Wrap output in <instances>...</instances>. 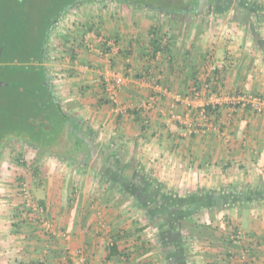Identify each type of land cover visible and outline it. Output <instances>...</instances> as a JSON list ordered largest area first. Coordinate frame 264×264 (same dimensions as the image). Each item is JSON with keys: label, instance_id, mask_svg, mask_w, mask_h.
<instances>
[{"label": "crops", "instance_id": "crops-1", "mask_svg": "<svg viewBox=\"0 0 264 264\" xmlns=\"http://www.w3.org/2000/svg\"><path fill=\"white\" fill-rule=\"evenodd\" d=\"M112 2L94 13L87 6L75 27L66 18L55 50L64 73L79 71L66 86L68 108L56 102L74 126L82 125L92 142V163L100 156L113 180L73 183L63 173L49 177L42 169L39 179L31 171L30 193L44 212L24 207L23 221L31 223H21L19 232V219L6 221L12 260L0 258V264H70L62 260L67 249L82 251L88 264H264V112L227 102L234 94L264 98V0H168L156 4L169 10L163 12ZM174 8L187 17L174 21ZM239 8L251 12L247 23L237 18ZM83 14L89 16L86 25L80 23ZM171 20L178 30L160 40L169 44V56L152 45L155 27L166 32ZM69 28L71 37L65 34ZM86 30L106 37L102 43L90 38L102 54L73 48L70 55L66 41L82 39ZM217 63L223 68L215 75ZM110 68L126 77L120 102L142 110L115 112L103 85ZM193 91L199 97L190 106L174 101L175 94ZM209 102L219 103V115L206 133L185 136V127L171 121L173 113ZM135 162L129 179L125 171ZM116 183L124 193L116 192ZM215 195L225 203L222 212L213 209ZM137 200H144L142 208ZM195 201L202 202L199 210L191 206ZM237 233L242 239L235 243Z\"/></svg>", "mask_w": 264, "mask_h": 264}, {"label": "trees", "instance_id": "trees-1", "mask_svg": "<svg viewBox=\"0 0 264 264\" xmlns=\"http://www.w3.org/2000/svg\"><path fill=\"white\" fill-rule=\"evenodd\" d=\"M41 1L43 0H0V49H2L3 53L9 52L8 55L1 56L0 73L4 77L12 79L14 85L16 84L14 89H17V92L19 93L15 102H13L15 98L13 100L9 99L8 105H5L4 109L1 108V111L3 112L0 114V159L3 156V149L6 144L17 140L28 142L38 148H52L56 143H58L59 140L56 134H60L64 129L67 128L69 129V147L68 152L64 156L70 162L80 164L82 166L83 164L92 161L90 156V146L92 145L91 140L88 138L86 133L81 130L82 125L74 126L71 116L67 114L56 102L57 98L48 84L49 79L47 78L45 68L43 67L41 70H38L34 69L38 67L27 64H36L38 62L44 63V54L46 51L45 48L46 43L49 40L50 32L52 31L51 27L70 9H73L72 7H75L76 4L82 1L87 2L95 0H44V3H40ZM113 1L131 4L139 8H157L155 10L159 12L169 11L164 8L159 9L156 7L157 3L162 5L168 0ZM15 4L17 7L20 6L21 8H24L26 5L28 6L26 8V13H23L25 14V17L21 13L22 15L20 19L24 20L22 24L17 22V16L19 14L16 13L15 10H12V14L11 9L9 8L10 10L8 12V7ZM182 10V8H174L170 10L174 14V21H182ZM235 13L237 18H240V21L242 22L247 23L251 17V12L248 9L241 8ZM6 15L8 16L6 17ZM9 16L13 18V22L12 19L10 21ZM174 21L171 20L166 32L161 26L155 27L153 31L155 39H153L152 45L154 51L161 50L170 56L169 44L166 43L165 45L161 46L160 40L163 39L162 37L167 38L168 35L172 34L175 30H178V25ZM29 23L33 29H36V34L34 35L33 39L31 37V41L37 43L38 45L35 46L34 49L31 48V53L27 55L26 57L28 58H26L22 56L25 54V52L20 51V56H18V53L17 55L14 54V51H17V49L12 45V42L14 43L12 40L15 37H21L22 33L20 32V34H18L17 30L19 31L23 25L26 24L27 26ZM255 37L258 39L257 33ZM12 63H18V66L21 69H13V71L9 70L8 67L12 66ZM36 71H39L40 74ZM214 74L218 75L219 73L215 71ZM8 86L13 87V85L10 84L5 85V87ZM206 110L214 116L215 124V121L218 120L217 117L219 115V106L217 105L214 107L213 105H208ZM131 161L134 162L133 159ZM135 165H137L136 162L131 165L130 169L125 171V177L131 179L134 176V171L136 169L132 167ZM137 173V176L144 177L143 175H139L140 173L138 171ZM113 186L115 187L116 192L118 190H123L122 192L124 193V188L122 189L118 183L113 184ZM129 190L132 191V189ZM214 199L215 200H213L214 203L212 205L215 207L213 209L217 210L218 212H222L225 203L220 201L219 196L215 195ZM143 201L144 200H137L136 206L138 208H142V206L145 204ZM201 203V201H195L191 206H194L195 210H199L202 206ZM168 204H172V202ZM176 204H184V201H180L179 203V201L176 200ZM38 206L43 207V203L39 201ZM192 210L193 209H191V211ZM28 212L31 211L29 210ZM183 221H186L188 226H193L187 218L185 220L183 219ZM114 246H116L115 243L112 246L111 253L115 252L116 250Z\"/></svg>", "mask_w": 264, "mask_h": 264}, {"label": "rangeland", "instance_id": "rangeland-1", "mask_svg": "<svg viewBox=\"0 0 264 264\" xmlns=\"http://www.w3.org/2000/svg\"><path fill=\"white\" fill-rule=\"evenodd\" d=\"M40 3H44V0L41 1ZM113 3L114 2H112V0H108V1L107 0L106 1L96 0V1H87V3L85 2L78 3L76 4L75 7H72L73 9H70L57 22V24H55L56 25L55 29L52 32V35L47 43L46 60H45L44 65L48 69L47 75L50 78L49 82H50V85L52 86L55 97L60 102H62V105L65 108H68L69 106L68 102L71 103L70 102L71 100L66 101L69 97H70L69 99H71V96H70L71 89H67L66 87L68 84L71 83V81H68V80L72 78V76L77 75V72L79 73V71L75 69L70 70V72L67 70V72L65 71L64 73V71H62L60 68L63 62L62 63L57 62V57H56L57 50H55L56 44H58V39H60V36L62 35V33H64L61 29L67 26V24L65 23L66 18H68L69 19L68 22L71 23L69 25H72L75 27V23L73 21L74 20L75 22L77 21L75 18L78 17L77 16L78 14L82 12L86 14L87 6H90L89 8L91 9L90 11H93L94 13V11L95 12L100 11L101 5L102 6L109 5L110 7H112V5H114ZM27 7H28L27 5L24 8H21L20 6L17 7L16 4L12 6L10 5V7H8V12L11 9V13L13 14L12 10H15L16 13L19 14L17 16V22H19V24L20 23L22 24L24 20H21L20 18L23 13H26ZM21 9H22V12H21ZM109 11H112V10H109ZM186 15L187 14H183V17H187ZM7 16L8 15H6V17ZM23 16L25 17V14H23ZM81 17L83 20L80 23H85L86 25L88 23L89 16L87 17L86 15L83 14V16ZM161 18H163V15ZM9 19L10 21L12 19V22H13V18L10 17ZM25 26L26 24L23 25V27L19 29V31L17 30L18 34H20V32L22 33L21 37H15L14 39L12 38L13 39L12 41H14V43L12 42V45L15 46V48L17 49V51L16 50L14 51V54L17 55L18 53V56H20L21 55L20 51L25 52V54L22 55L23 57H26L27 55H29L31 53V50L34 49V47L38 45L37 43L31 41V37L33 39L34 35L36 34V29H33L30 23L27 24L26 27ZM26 28H30V29H26ZM68 31L72 33V30L70 28L68 30L65 29V34L71 37L72 34L69 33ZM96 33H98L99 35L102 34V31L99 29V27L96 28ZM87 35L88 33L86 30V32L82 34V37H83L82 39L80 38L77 40L75 38L74 39L69 38L66 41V46H67V49L70 55L74 51L73 48H76L78 50L84 49L83 51L88 50L86 47V43H85V36ZM102 38L105 40L106 37L102 36ZM19 46H22V47H19ZM97 48L103 49V47H97ZM8 54L9 52L3 53L2 49H0V57L4 55L6 56ZM69 64L72 65V63L70 62ZM11 65L12 66L8 65L9 70L13 71V69H17V70L21 69L18 66V63H12ZM34 69H38V68H34ZM36 72H39V71H36ZM0 82L13 85V87H9V86L0 87V114H1L3 112L1 111V108L4 109L5 105H8L9 99L13 100L15 98L13 100V102H15L17 99L16 97L18 96L19 93L17 92V89H14L16 84L14 85V82L12 81V79L2 76L1 73H0ZM68 132H69V129L67 128L64 129L60 133L58 143H56L52 148L44 147L45 150L48 151L46 153L44 151L39 152L36 146L28 142H23L21 140L9 142L4 147L3 156L0 159V218L2 219L0 220V225L4 224L3 227L0 226V253H3L4 255L0 256V258H4L5 260L9 259L10 261L12 260V258L10 257L8 258L7 256L8 250L11 249L10 248L11 242H8L9 228H7L6 221H8V219H11L12 221L19 219L16 230L17 232L21 231L19 229H21V223L24 222L23 217H25V215L23 216V213L25 212V210L23 209V207L25 206L23 205L21 196H20V186H21L20 184L23 182L30 184L28 176H31L30 175L31 171L34 172V177H36V175L39 174L38 175V177L40 176L39 179H43L42 169L46 170V173H49V177H56L57 174L60 175L61 173H63V175L64 174L68 175L71 178V181L73 183L78 182L80 179H84V183H85L86 180H88L90 177L104 178V179L112 178L111 170L103 169V166H101L102 163L105 161L100 156L97 157V160L95 163H92V161H90L88 163L83 164L82 166L80 164L72 163L69 160H67V158L64 155H66V153L68 152V147H69ZM36 163L37 165L35 166ZM12 214L13 216H11ZM4 218L7 220H4ZM28 219L29 218H27L25 220L26 222L24 223H27V224L31 223V221H29ZM46 219H48L47 216L44 217V220ZM3 234H4V238L1 237V235Z\"/></svg>", "mask_w": 264, "mask_h": 264}, {"label": "built area", "instance_id": "built-area-1", "mask_svg": "<svg viewBox=\"0 0 264 264\" xmlns=\"http://www.w3.org/2000/svg\"><path fill=\"white\" fill-rule=\"evenodd\" d=\"M94 35V36H93ZM93 37L97 39L99 42H104L105 40L102 37H97L95 34H88L85 36V43L88 51L90 52H96L102 54L100 52L101 50L97 48L96 45L91 43L90 38ZM90 41V42H89ZM113 45L115 41H111ZM108 47L109 42H107ZM223 68L222 63H217L216 65H213L212 71H218L219 69ZM125 78L124 75H120L118 72H116L113 69H109L107 73L103 76V85L104 90L106 93V97L109 101V103L115 108V112L118 114H127L130 112V110H139L142 108L139 105H136L135 103H129V104H122L120 102V92L123 89V86L125 84ZM163 91V90H162ZM166 93L168 90H165ZM199 97V92H192L189 96H182L181 94H175L173 96L174 101L176 103L184 102L188 106L192 104V101ZM218 100V97L216 98ZM227 102L235 107V108H243V109H250L255 113H263L264 112V98L258 97L255 95H249V94H234L231 95ZM219 103H205L200 106H196L195 110L192 112H188L185 114L180 113H173L171 116V121L176 122L177 124L184 126V135L190 136V135H196V134H204L206 133L210 128H215L214 124V116L210 114L206 107L208 105H213L214 107L217 106ZM146 112V111H145ZM195 115V116H194ZM146 117V115H144ZM194 116L198 120L197 122L195 120H191V118ZM145 123L148 124L149 120L145 118ZM222 136L225 138V140L228 142L230 141V136L228 134L222 133ZM20 196L23 205L28 210H34L36 212L42 213L43 209L39 208L37 204L34 201L33 196L30 193V188L28 183L23 182L20 184ZM47 230L51 231V227L47 226ZM242 238L241 233H237L236 235H233L232 239L235 241V243H238ZM62 260L66 263L70 264H88L87 257L84 255V253L80 250L76 252H71L69 249L64 251V255L62 257Z\"/></svg>", "mask_w": 264, "mask_h": 264}, {"label": "flooded vegetation", "instance_id": "flooded-vegetation-1", "mask_svg": "<svg viewBox=\"0 0 264 264\" xmlns=\"http://www.w3.org/2000/svg\"><path fill=\"white\" fill-rule=\"evenodd\" d=\"M59 21V20H58ZM57 21V22H58ZM57 22L55 23V24H57ZM53 25L51 28H52V31L50 32V36H49V39H50V37H51V35H52V32L54 31V29H55V26L56 25ZM49 41V40H48ZM48 41H47V43H48ZM47 43H46V48H47ZM45 48V49H46ZM0 60H1V57H0ZM44 60H46V51H45V54H44ZM45 64V62L44 63H36V64H27V65H31V66H36V67H38V70H41V68H45V72L46 73H48V69H47V67L44 65ZM47 78L50 80V78H49V76L47 75ZM46 83V82H45ZM48 84H49V86H50V88L52 89V86L50 85V82L48 81ZM53 90V89H52ZM54 93V92H53ZM55 95V94H54Z\"/></svg>", "mask_w": 264, "mask_h": 264}, {"label": "water", "instance_id": "water-1", "mask_svg": "<svg viewBox=\"0 0 264 264\" xmlns=\"http://www.w3.org/2000/svg\"><path fill=\"white\" fill-rule=\"evenodd\" d=\"M6 84L4 82H0V87L5 86Z\"/></svg>", "mask_w": 264, "mask_h": 264}]
</instances>
